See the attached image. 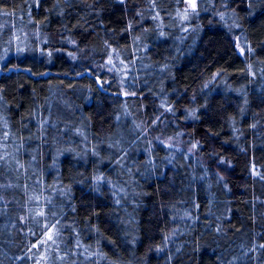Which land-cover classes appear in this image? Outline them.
I'll use <instances>...</instances> for the list:
<instances>
[{
	"label": "trees",
	"instance_id": "trees-1",
	"mask_svg": "<svg viewBox=\"0 0 264 264\" xmlns=\"http://www.w3.org/2000/svg\"><path fill=\"white\" fill-rule=\"evenodd\" d=\"M185 2L0 0V264H264V0Z\"/></svg>",
	"mask_w": 264,
	"mask_h": 264
},
{
	"label": "rangeland",
	"instance_id": "rangeland-1",
	"mask_svg": "<svg viewBox=\"0 0 264 264\" xmlns=\"http://www.w3.org/2000/svg\"><path fill=\"white\" fill-rule=\"evenodd\" d=\"M195 3V6H196V0H186L185 4H186V8H189V9H192V4ZM241 50L244 51V47L241 46L240 47ZM112 61L114 62V64H112ZM113 68L117 67L120 72L123 74V76L125 75V72H124V64L119 61L118 64L116 63L115 59L112 58L111 60V64H110ZM166 143H168L169 145H172V146H180L182 143L179 139H176V138H167L164 140ZM188 151L194 155H197L196 154V149H195V146L194 145H190L188 147ZM50 234H48L49 236Z\"/></svg>",
	"mask_w": 264,
	"mask_h": 264
},
{
	"label": "snow or ice",
	"instance_id": "snow-or-ice-1",
	"mask_svg": "<svg viewBox=\"0 0 264 264\" xmlns=\"http://www.w3.org/2000/svg\"><path fill=\"white\" fill-rule=\"evenodd\" d=\"M192 7L195 8V3L192 4ZM49 239H52V237L49 236Z\"/></svg>",
	"mask_w": 264,
	"mask_h": 264
}]
</instances>
